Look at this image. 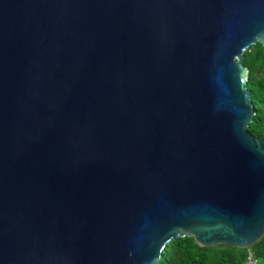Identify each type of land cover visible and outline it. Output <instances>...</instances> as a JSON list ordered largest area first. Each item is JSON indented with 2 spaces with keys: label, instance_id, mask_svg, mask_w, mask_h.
<instances>
[{
  "label": "water",
  "instance_id": "obj_1",
  "mask_svg": "<svg viewBox=\"0 0 264 264\" xmlns=\"http://www.w3.org/2000/svg\"><path fill=\"white\" fill-rule=\"evenodd\" d=\"M257 42L264 0H0V264L254 245Z\"/></svg>",
  "mask_w": 264,
  "mask_h": 264
},
{
  "label": "trees",
  "instance_id": "obj_2",
  "mask_svg": "<svg viewBox=\"0 0 264 264\" xmlns=\"http://www.w3.org/2000/svg\"><path fill=\"white\" fill-rule=\"evenodd\" d=\"M241 63L249 69L246 87L255 112L247 129L264 137V48L260 42L244 51ZM249 252L259 264H264V235L249 248L227 244L200 246L193 237L182 236L173 238L163 248L157 264H245Z\"/></svg>",
  "mask_w": 264,
  "mask_h": 264
},
{
  "label": "built area",
  "instance_id": "obj_3",
  "mask_svg": "<svg viewBox=\"0 0 264 264\" xmlns=\"http://www.w3.org/2000/svg\"><path fill=\"white\" fill-rule=\"evenodd\" d=\"M245 264H259L252 252H249Z\"/></svg>",
  "mask_w": 264,
  "mask_h": 264
}]
</instances>
